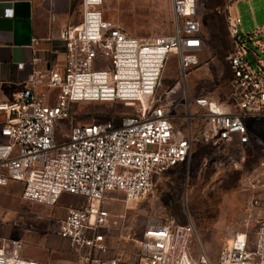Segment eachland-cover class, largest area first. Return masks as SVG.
I'll list each match as a JSON object with an SVG mask.
<instances>
[{
  "label": "built area",
  "instance_id": "1",
  "mask_svg": "<svg viewBox=\"0 0 264 264\" xmlns=\"http://www.w3.org/2000/svg\"><path fill=\"white\" fill-rule=\"evenodd\" d=\"M171 3L173 31L137 37L106 17L104 0H81L82 20L59 35L64 67L36 70L12 101L0 103L6 114L0 133L7 138L0 142V185L22 181L24 199L50 205L64 193L82 198L59 227L74 249L73 264H264V215L252 236L236 231L212 262L204 250L199 257L192 253L197 231L191 218L147 223L137 233L126 229V213L103 204L115 191L128 203L140 201L159 175L189 162L196 141L224 148L248 144L250 123L264 119V59L250 49L255 68L246 56L237 16L228 18L233 49L226 57L232 71L227 104L187 91L179 98L158 92L169 56L177 57L185 80L204 45L199 0ZM13 13L12 7L4 11ZM257 46L264 50V42ZM82 102H120L133 113L75 123L57 140V125L72 119V105ZM256 204L253 198L251 206ZM111 238L118 243L114 249ZM121 242L136 243L137 251ZM23 247L0 237V264H55L24 257Z\"/></svg>",
  "mask_w": 264,
  "mask_h": 264
},
{
  "label": "rangeland",
  "instance_id": "2",
  "mask_svg": "<svg viewBox=\"0 0 264 264\" xmlns=\"http://www.w3.org/2000/svg\"><path fill=\"white\" fill-rule=\"evenodd\" d=\"M250 2L256 8V0H199L204 41L199 65L191 67L184 80L177 57L170 55L158 92L170 90L179 98L187 91L195 97L207 95L227 104L232 82L226 59L233 49L228 29L230 12L241 18L239 34L243 35L248 59L255 68L258 64L251 50L264 59L263 47L257 46L264 42L263 34L255 30V25L249 28L244 20ZM103 10L107 18L137 37L173 31L171 0H104ZM256 12L263 18V6ZM132 113L131 107L120 102L74 103L72 119L56 127L57 140H63L75 123L103 122L115 115ZM250 125L248 144L224 148L196 141L189 162L159 175L140 201L128 203L122 193L115 191L107 194L104 206L115 214L126 213V229L137 233L147 223H164L172 217L177 223H186L191 218L197 231L191 243L192 253L199 257L204 250L216 262L236 231L246 230L252 236L264 215V119ZM253 198H258L255 206H251ZM72 200L82 202L78 197Z\"/></svg>",
  "mask_w": 264,
  "mask_h": 264
},
{
  "label": "crops",
  "instance_id": "3",
  "mask_svg": "<svg viewBox=\"0 0 264 264\" xmlns=\"http://www.w3.org/2000/svg\"><path fill=\"white\" fill-rule=\"evenodd\" d=\"M256 1V8L250 2L244 20L249 28L255 25V30L264 36V0ZM262 6L263 18H260L256 11ZM7 7L14 11L10 17L4 15ZM233 7L231 4L230 10ZM81 20V0H56L54 4L51 0H0V103L12 101L16 91L24 87L36 70L64 67L60 32ZM5 120L6 114L0 110V131ZM6 140L0 133V142ZM23 188L24 183L15 180L0 185V237L22 241V254L26 258L73 264L74 249L69 240L59 235V227L68 208L80 204L72 198L81 197L64 193L56 204L50 205L24 199ZM109 242L113 249L118 246L114 238ZM120 244L130 253L138 248L134 242Z\"/></svg>",
  "mask_w": 264,
  "mask_h": 264
},
{
  "label": "trees",
  "instance_id": "4",
  "mask_svg": "<svg viewBox=\"0 0 264 264\" xmlns=\"http://www.w3.org/2000/svg\"><path fill=\"white\" fill-rule=\"evenodd\" d=\"M232 51V50H231Z\"/></svg>",
  "mask_w": 264,
  "mask_h": 264
}]
</instances>
